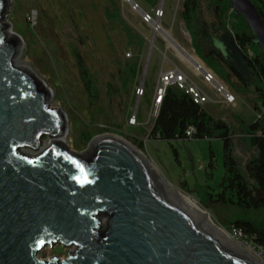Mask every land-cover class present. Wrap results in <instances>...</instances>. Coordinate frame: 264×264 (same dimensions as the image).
I'll return each mask as SVG.
<instances>
[{"label":"water","instance_id":"95a60500","mask_svg":"<svg viewBox=\"0 0 264 264\" xmlns=\"http://www.w3.org/2000/svg\"><path fill=\"white\" fill-rule=\"evenodd\" d=\"M229 4L264 52L256 8ZM9 6L0 0V264H260L168 192L125 139L102 135L80 154L68 150L67 119L50 108L49 90L13 67L22 43L6 24ZM54 246L71 253L38 258Z\"/></svg>","mask_w":264,"mask_h":264},{"label":"rangeland","instance_id":"374dc122","mask_svg":"<svg viewBox=\"0 0 264 264\" xmlns=\"http://www.w3.org/2000/svg\"><path fill=\"white\" fill-rule=\"evenodd\" d=\"M112 2L116 8L108 6L106 0H9L5 21L10 26L9 32L19 37L22 43L16 58L17 64L28 68L49 90L50 108L58 109L66 116L67 131L63 140L69 151L80 154L86 150L91 139L102 135L118 136L129 143L135 140L142 142L141 152L159 177L208 216L214 226L236 246L245 250L233 237L228 225L234 211L215 208L207 202L206 193L211 189L217 190L223 176L222 142L183 140L167 143L149 136L154 121L151 113L154 89L151 70L157 64L161 74L172 70L185 74L214 102L202 107L213 118L230 126H234L237 121L245 126L253 125L261 107L260 101L255 99L252 88L246 97L241 96L215 75L235 99L232 105L221 103L220 95L206 88L195 75L194 68L167 45L160 32L154 31L157 25L188 56L202 64L191 49L189 36L178 17L182 0ZM107 7L112 13L117 9L120 23L117 19L107 21ZM142 13L148 14L152 22H143ZM214 18L213 6L209 1L201 0V22L208 26L214 22ZM225 22L226 30H231L232 18L229 17ZM124 28L132 30L142 40V47L137 57V78L128 88L130 99L122 106L126 97L122 94L118 101L115 94L121 93L124 65L135 59L132 48L124 45ZM77 56L95 83L92 94L97 97L96 101H93L94 98L90 100L84 90ZM140 90L143 95L137 96ZM113 94L112 105L108 106V97ZM84 132L89 134L87 142L81 140ZM233 141L234 154L243 164L250 150L238 141L237 135ZM43 143L47 145V139ZM23 154L29 156L33 153ZM209 163H212V169H209ZM207 175L211 176L210 179H207ZM69 253L70 248L54 246L45 248L38 258L64 260Z\"/></svg>","mask_w":264,"mask_h":264},{"label":"trees","instance_id":"16d2710c","mask_svg":"<svg viewBox=\"0 0 264 264\" xmlns=\"http://www.w3.org/2000/svg\"><path fill=\"white\" fill-rule=\"evenodd\" d=\"M201 0H182L179 19L184 25L190 40V46L195 56L204 66L218 78L228 84L235 93L246 97L249 89L256 100L264 104V60L263 53L255 43V39L244 20L230 14L233 20L230 32L225 28L227 14L231 10L229 0H206L215 9L214 22L208 26L200 20ZM256 8L264 25L263 0H249ZM109 6H115L112 0H106ZM107 21L117 19L118 11L112 13L105 8ZM125 41L132 48L135 59L124 65L121 77V93L115 94L125 106L129 100L128 88L131 87L138 71V55L142 40L129 28H124ZM221 41L227 43V52L223 50ZM77 66L84 90L88 98L97 99L92 76L78 60ZM108 89L111 86H107ZM111 93L113 91H110ZM108 92L107 94H109ZM108 97V106L112 105V97ZM192 129L190 137L186 132ZM243 143L250 155L240 164L234 154L233 138ZM149 136L163 142L183 140H220L222 142L223 176L217 190L211 189L206 193L207 202L215 208L233 210L228 225L239 230L248 242L264 251V120L245 126L238 121L230 126L220 119L213 118L202 106L195 104L192 99L176 86L168 87L161 100L157 116L153 121ZM89 134L82 133V139L88 141ZM140 151L143 144L140 141L131 142ZM212 169V163L208 164ZM207 175V179H210ZM207 189V187H206Z\"/></svg>","mask_w":264,"mask_h":264},{"label":"built area","instance_id":"2783aa9c","mask_svg":"<svg viewBox=\"0 0 264 264\" xmlns=\"http://www.w3.org/2000/svg\"><path fill=\"white\" fill-rule=\"evenodd\" d=\"M134 7H135L134 9H137V6ZM232 12H233L232 10L228 12L227 19L229 18ZM141 16L143 22L145 23L152 22V19L149 17L148 14L142 13ZM158 30L161 31V29L156 25L154 27V31L159 32ZM202 64L199 63L194 68V73L196 76L200 78L201 83L209 90L215 91L217 94H219L220 97L222 98L221 103L226 105L234 104L235 102L234 97L231 94H229L225 90V88L217 81L215 74L211 72L209 69H207L204 66V64L203 65ZM171 86H176L179 90L183 91L186 95H188L195 104L199 106H203L204 104L207 103H214L201 92L198 86L190 82L185 74L177 70L168 71L165 72L164 74L159 75L156 85L154 87L153 97L151 101V113L154 119L157 116L158 108L160 106L161 100L165 94L166 89ZM142 95H143V91L140 90L137 96H142ZM263 120H264V104H261V107L256 114L255 123L261 122ZM134 124H135V120L133 118V125ZM192 133L193 130L189 129L186 132V136L190 137ZM231 232L233 234V237L237 240V242L245 247V251L247 252L250 251L253 254L251 256H253L260 264H264V251L261 248L254 246L251 242H248L239 230L231 228ZM246 248H248L249 251Z\"/></svg>","mask_w":264,"mask_h":264},{"label":"bare ground","instance_id":"6f19581e","mask_svg":"<svg viewBox=\"0 0 264 264\" xmlns=\"http://www.w3.org/2000/svg\"><path fill=\"white\" fill-rule=\"evenodd\" d=\"M127 1V0H126ZM154 25V24H153ZM159 31V30H158ZM162 36L164 37L166 43L168 46H170L177 54H179L180 57H182L191 67L195 68L197 66V64H199L195 58L188 56L182 49H180L169 37L168 34L163 33L162 31H159ZM20 51V50H19ZM17 58V57H16ZM16 58L13 60V67L14 68H22V69H26L27 71H30L28 68H26L25 66H20L17 64ZM50 141H48L47 145L43 143L42 145V149L46 148L49 145ZM40 150V151H41ZM23 153L26 154H31L33 153L31 150H23ZM34 154V153H33ZM31 154V155H33ZM161 182L163 183L165 189L170 192L176 199H178L182 204H184L188 209H190L192 212L197 213V214H203L194 204H192L188 199H186L182 194H180L177 190H175L174 188L170 187L169 184L165 183L161 178H160ZM206 220H207V225L208 227H210L213 231H215L220 237H222L224 240H226L228 243H230L232 246L237 247L242 249L239 246H236L229 237H227L223 232H221L220 230H218L214 224L211 222V220L209 219L208 216H206ZM246 254L250 255L249 252L245 251L244 249H242Z\"/></svg>","mask_w":264,"mask_h":264},{"label":"crops","instance_id":"0c3cea01","mask_svg":"<svg viewBox=\"0 0 264 264\" xmlns=\"http://www.w3.org/2000/svg\"><path fill=\"white\" fill-rule=\"evenodd\" d=\"M161 74V69L160 68H157V64L154 66V68L151 70V76H152V81H153V88L155 87L156 85V82L158 80V77L159 75ZM154 91V89H153ZM152 97H153V92H152ZM152 101V99H151Z\"/></svg>","mask_w":264,"mask_h":264}]
</instances>
